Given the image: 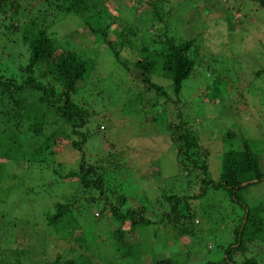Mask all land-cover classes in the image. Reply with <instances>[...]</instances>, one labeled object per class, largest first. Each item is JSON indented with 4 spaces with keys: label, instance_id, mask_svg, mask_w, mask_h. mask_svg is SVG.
Masks as SVG:
<instances>
[{
    "label": "rangeland",
    "instance_id": "obj_1",
    "mask_svg": "<svg viewBox=\"0 0 264 264\" xmlns=\"http://www.w3.org/2000/svg\"><path fill=\"white\" fill-rule=\"evenodd\" d=\"M149 1L105 0L103 3L107 21L114 20L109 40L118 43V34L122 26L125 28L127 42L121 48L117 47L121 59L141 55L144 46L158 49L160 38L164 40L173 35L174 42L193 38L196 48L190 50V55L195 59L196 81L185 80L180 91L181 100L174 106H165L167 120L176 121L177 110L185 112L181 118L190 130L195 131L199 144L197 166L206 165L211 180H218L221 154L228 148L237 147L241 137L255 144L253 151L264 171V70L258 76L254 75L264 66V8H256L252 0H162V9H171V15L163 16L157 22L149 13ZM50 2L56 1L24 0L18 10L20 20L25 19L28 10L37 13L41 9L46 12V17L55 19L50 31L57 44L68 42L71 48L80 47L84 53L96 46L95 40L98 44V54L93 56L97 72L78 85L72 98L90 112L85 128L95 134L88 144L91 153L88 162L101 169L103 195L97 189L82 194L74 178H60L52 173L50 166L45 168L46 164L22 161L6 167L4 164L8 161L0 155V174L6 168L13 174L11 181L17 182L21 177L11 190L4 189V194L0 193V264H47L48 260L57 254H66L68 250L75 256L88 254L89 250L82 246L84 242L73 239L80 234L90 241H98V245H92L94 242L85 240L87 245L93 246L90 252L97 264H157L161 261L226 264L222 262L223 251L233 242V228L242 213L240 207L230 203L221 190H208L203 197H192L200 193L202 172L181 168L174 144L169 145L165 139L168 130L159 131L162 127H156L159 122H150V118L163 108L162 97L153 93L148 95L152 100L150 104L157 106L153 111L145 102L141 103L136 95L140 89L131 80L132 74L125 73L114 61L104 49L100 36H94L80 26L78 18L71 14L60 16L56 3L50 7ZM227 18L233 26L231 29L223 24ZM1 24L0 34H3L9 21ZM155 26L160 30L163 28L162 31H154ZM14 38L18 41V37ZM5 45V41L0 42V61H3L0 63L8 71L9 67L26 60L25 50L21 46L15 47V42L12 47L6 45L4 48ZM208 55L218 56L225 62L221 71H210L211 67L218 68L217 63L209 64L208 71L204 69ZM139 76V70L133 72L134 78ZM224 77L231 81L236 78V87L230 92L227 90L229 93L224 92L222 101H210L215 97L210 85L214 79ZM152 80L166 88V93L171 96L168 80L159 77ZM226 131L232 132L235 139L224 141ZM68 133L69 130L64 131L62 138L51 145L55 152L51 158L62 164L61 174L76 166L75 153L69 151V140L65 138ZM174 162L189 175L184 176L185 171ZM156 168L160 175L157 185L153 182ZM8 175L5 173L4 177L9 180ZM115 193L125 199L119 208L122 213L126 208L143 207L142 216L148 221L144 227L126 234L129 241L138 240L134 244L136 256L122 257L111 237V233L120 227L119 222L112 219L105 202L116 205ZM162 193L188 197L184 203L189 210L184 214L190 212V217L185 225L183 220L173 223L166 218L169 213L167 203L155 201ZM237 195L248 207L264 209V182L248 183L237 190ZM56 202L82 208L74 212L78 228L66 236L42 225L46 221L40 212L52 213ZM122 226V230L127 229L126 223ZM245 246L243 254L232 255L234 262L252 258L264 264V238Z\"/></svg>",
    "mask_w": 264,
    "mask_h": 264
},
{
    "label": "trees",
    "instance_id": "obj_2",
    "mask_svg": "<svg viewBox=\"0 0 264 264\" xmlns=\"http://www.w3.org/2000/svg\"><path fill=\"white\" fill-rule=\"evenodd\" d=\"M55 1L48 3V6L51 7L52 3H56L60 16L71 14L78 18L80 26L88 29L94 36H100L105 45L104 49L113 56L114 61L122 66L125 73L132 74L131 80L140 89L136 95L141 103L142 101L145 102L146 105L153 108V111L156 110L157 106L156 104H150L152 100L149 99L148 95L153 93L162 97L161 105L163 108L150 118V122L151 124L159 122L156 126L157 128L162 126L159 131L164 132L165 128L168 130L165 139L169 145L174 144L176 160L180 162L179 166L181 168L190 172L193 169H199L202 172L199 183L200 193L192 197H203L208 190H221L230 203L240 207L242 213L233 228V242L228 244L223 251L222 262L226 264H260L252 258L243 259L238 263L232 260L234 253L240 252V254H243L246 243L261 241L264 238L263 207H248L237 195V190L242 187L241 183L243 182L252 179H255L256 182H264V171L260 168L257 155L253 151L255 144L241 137L237 147L226 149L221 154V171L218 180L213 181L208 177L206 165L197 166V157L200 156V153L197 152L199 151V144L195 131L190 130L187 122L181 118L185 112L182 113L177 110L176 121L167 120L165 114L164 109L167 104L174 106L176 102L181 100L180 91L183 82L188 79L196 81L197 75H194L195 59L194 56L190 55V50L196 48L194 39L189 38L174 42L173 35L166 37L164 40L160 38L158 49H148L144 46L140 50L141 55L138 54L129 60L121 59L117 47L121 48L124 42H127L124 39L125 28L122 26L123 28L118 34V43L109 40L114 20L107 21L108 19L105 16L107 9L103 5L105 0ZM252 1L255 2L256 8H264V0ZM162 2V0L148 2L151 7L149 13L156 18L157 22H160L163 16L171 15V9H162L164 7ZM23 3L24 0H0V27L3 26L1 24L3 21H9V25L5 26L3 34H0V42L5 41L9 47L10 45L12 47L13 42H15V47L21 46L24 48L23 54L26 59L15 67H9L8 71L6 66L0 63V155L8 161L4 165L7 167V164H19L22 161L26 164H46L47 167L45 168L50 166L52 173L60 178H74L82 194L97 189L103 195L101 169L88 162L91 154L88 150V144L91 142V138L94 139L95 134H91L85 128L90 112L72 98L78 89V85L84 83L87 79H91L97 72L96 61L93 56L98 54V44L95 40L96 46H93L86 53L80 47L71 48L68 42L57 44L52 37L54 33L50 31L55 19H49L46 17V12L43 13L40 9L37 13L28 10L25 19L21 21L20 11L18 10ZM223 24H226V28L229 29L233 27L230 18H227ZM157 29L160 30L155 26L154 31L157 32ZM130 34H133V32L130 31ZM14 37H18V41H15ZM226 47L230 49V46ZM89 55H92V57H89ZM212 63L218 64V68L211 67L210 71L213 72L221 71L223 69L222 65L225 66V62H221L218 56L208 55L204 63V69L207 70V66ZM136 70H139L140 76L134 78L133 72ZM263 70L264 66L255 71L254 75L258 76ZM153 77L169 81L171 96L166 93V88L152 80ZM235 82L236 78L232 81L226 77L214 79L210 89L215 97L210 101H222V94L230 92L231 89L233 90L236 87ZM66 130H69V133L65 136L69 140V151L75 153L77 160L74 159L76 161L74 169L72 168L67 173L61 174L62 164L55 163L51 158L55 154L51 149V145L54 144L55 140L62 138ZM223 135L224 141L229 142L235 139L230 131H226ZM175 164L181 169L178 163ZM184 169H181L185 171L184 176H188L189 174ZM157 172L156 168L153 174L155 185L160 182V175ZM5 173L9 174V180L5 179ZM20 179L21 177L18 181ZM11 180H13V174L5 168L0 174V193L4 194V189L9 191L11 186L18 184V181L13 182ZM4 183L5 186L3 187ZM159 195L160 198L155 201L161 202L163 200L169 207L166 218L173 223L183 220V225H185L186 219L190 217V212L184 214V211L189 210L187 204L184 203L188 197H178L175 194L165 195L164 193ZM115 200L116 205H112L107 200L105 202L112 219L119 222L120 228L111 233L113 242H115L114 245L118 246H116V250L121 252L122 257L136 256L138 252L135 251L134 244H137L138 240L135 242L129 241L126 239V234L148 224L147 219L142 216L143 207L126 208V211L122 213L119 208L125 201L124 197L115 193ZM183 203V207L179 208ZM79 209L80 206L71 203L56 202L53 204L52 213L43 210L40 212L44 217L43 220L46 221L45 225H42L49 231L62 233L61 236L71 234L78 228V221L74 216V212L82 210V208ZM161 219L162 217L159 221ZM125 223L127 229L122 230L121 227ZM73 239L84 242L82 246H86L89 250L88 254L75 256V254L69 253L70 250H68L66 254H57L54 259L48 260L47 264H97L92 260L93 256L90 252L93 246L87 245L85 240L87 239L90 243L91 241L94 242L92 245H98L96 243L98 241H90L83 234L75 236ZM13 253L9 251L10 255H13ZM157 264L172 263L161 261ZM207 264L214 263L208 262Z\"/></svg>",
    "mask_w": 264,
    "mask_h": 264
},
{
    "label": "water",
    "instance_id": "obj_3",
    "mask_svg": "<svg viewBox=\"0 0 264 264\" xmlns=\"http://www.w3.org/2000/svg\"><path fill=\"white\" fill-rule=\"evenodd\" d=\"M253 182H256V180H252V181L244 182V183H242L241 185H242V186H245L247 183H253Z\"/></svg>",
    "mask_w": 264,
    "mask_h": 264
}]
</instances>
